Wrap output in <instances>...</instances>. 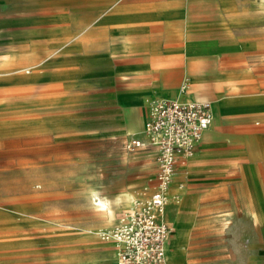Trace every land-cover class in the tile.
<instances>
[{"label":"rangeland","instance_id":"obj_1","mask_svg":"<svg viewBox=\"0 0 264 264\" xmlns=\"http://www.w3.org/2000/svg\"><path fill=\"white\" fill-rule=\"evenodd\" d=\"M114 1L0 0V264H85L103 248L99 231L154 174L153 150L128 143L141 137L149 102L165 96L119 103L132 81L121 73L131 40L110 31ZM237 6L228 34L251 68V56L264 57V0ZM230 117L212 126L239 151L230 170L188 187L197 197L185 264H264V112ZM93 190L111 201V219ZM175 209L165 210L174 232Z\"/></svg>","mask_w":264,"mask_h":264},{"label":"crops","instance_id":"obj_2","mask_svg":"<svg viewBox=\"0 0 264 264\" xmlns=\"http://www.w3.org/2000/svg\"><path fill=\"white\" fill-rule=\"evenodd\" d=\"M242 8L237 6V0H116V8L112 11L111 33L131 40L126 51L129 56L122 59L121 73L132 81L124 85L127 94L119 98L120 104L138 105L150 96L212 102L211 125L203 132L194 155L175 168L171 198L173 192L186 189L178 195L177 201L171 199L166 209L176 204L172 222L177 233V220L180 219L183 232L170 246L175 232L169 225L167 264H185L186 261L190 218L197 197L188 192V187L195 186L198 180L230 170L231 159L239 154L236 149L224 146L226 141L232 142V135L226 140L224 133L212 126L227 120L228 116H234L228 120L233 124L241 117L264 112V57H259L257 63L258 57L251 56V68L246 67L245 44L228 34L231 25L236 24L237 14L244 12ZM222 55L226 58L223 62ZM238 57H241L239 62L235 60ZM180 81L188 84L185 90L177 89ZM249 83H260L263 88L259 92L250 91ZM137 133L143 138V123ZM153 163L156 170L154 157ZM90 195L105 201L106 207L98 206L111 219L112 208L107 206L111 201L101 198L94 190ZM119 202L114 199L112 203L118 205ZM123 205L129 207L130 203L127 200ZM18 216L16 209L13 218ZM101 245L99 254L90 257L85 264L116 262L115 244L105 241ZM74 255L69 256L70 261Z\"/></svg>","mask_w":264,"mask_h":264},{"label":"built area","instance_id":"obj_3","mask_svg":"<svg viewBox=\"0 0 264 264\" xmlns=\"http://www.w3.org/2000/svg\"><path fill=\"white\" fill-rule=\"evenodd\" d=\"M184 82L181 89L187 88ZM213 121L212 102L206 99L155 98L143 122V138L132 137L128 148L153 149L155 173L144 192L99 235L116 246V264H167L165 251L171 229L165 219L175 168L192 157L203 132Z\"/></svg>","mask_w":264,"mask_h":264},{"label":"bare ground","instance_id":"obj_4","mask_svg":"<svg viewBox=\"0 0 264 264\" xmlns=\"http://www.w3.org/2000/svg\"><path fill=\"white\" fill-rule=\"evenodd\" d=\"M183 90H185V89H183ZM93 202L95 203V204H97V205H99V206H101V207H106V203H105V201H102V200H98V201H96L95 200V198H93ZM100 207V208H101ZM107 212H108V210H107ZM110 216V215H109ZM112 217V216H111ZM110 218V217H109ZM165 257H166V251H165ZM117 263V259H116V262L114 263V264H116ZM112 264V263H111Z\"/></svg>","mask_w":264,"mask_h":264}]
</instances>
